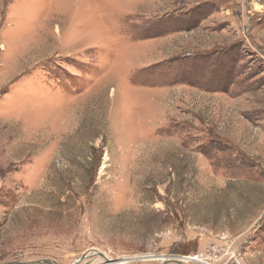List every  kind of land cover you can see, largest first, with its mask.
<instances>
[{
  "label": "rangeland",
  "instance_id": "374dc122",
  "mask_svg": "<svg viewBox=\"0 0 264 264\" xmlns=\"http://www.w3.org/2000/svg\"><path fill=\"white\" fill-rule=\"evenodd\" d=\"M132 2L0 0V264H264V0L218 1L234 45L139 65L204 13Z\"/></svg>",
  "mask_w": 264,
  "mask_h": 264
},
{
  "label": "crops",
  "instance_id": "0c3cea01",
  "mask_svg": "<svg viewBox=\"0 0 264 264\" xmlns=\"http://www.w3.org/2000/svg\"><path fill=\"white\" fill-rule=\"evenodd\" d=\"M219 0H133L132 7L139 5L140 15L170 17L174 15L178 8L187 11L194 8L197 11H203L204 13L196 24H190L189 22H181L176 26L177 22L173 23L172 29L165 33V35L159 39L151 40L147 39L144 41L134 42L130 46L134 52L130 55V60L133 64H141V62L158 61L163 58H171L178 56L180 58L188 57L192 58L194 54L199 53L204 47H209L203 50L205 56H211L215 52L222 51L228 46H232L236 43L235 40L228 42V44L218 43L222 39L219 29H221L222 21L225 22L226 17L222 11L227 9L219 4ZM143 6H142V5ZM223 9V10H221ZM136 12L133 11V13ZM229 20V19H228ZM176 21V20H175ZM218 30V33L214 31ZM196 47V48H195ZM184 48H194L196 50H186L177 54L178 50ZM137 51H139L137 53ZM195 52V53H194ZM181 55V56H180ZM187 59V58H185ZM129 60V61H130ZM144 63V64H145ZM212 99L213 110L217 112V119L215 124L220 126L221 120L226 118L227 114H230V125L234 123L233 116L238 114L242 110H246L245 105L238 107L241 103L238 101L246 100V92H227V90L214 91ZM203 98V97H202ZM241 114V113H240ZM242 115V114H241ZM194 116L198 117L194 114ZM217 125H212V133L216 137H220V133L217 132ZM197 259V258H196ZM198 260V259H197Z\"/></svg>",
  "mask_w": 264,
  "mask_h": 264
},
{
  "label": "water",
  "instance_id": "95a60500",
  "mask_svg": "<svg viewBox=\"0 0 264 264\" xmlns=\"http://www.w3.org/2000/svg\"><path fill=\"white\" fill-rule=\"evenodd\" d=\"M94 253V254H97L99 256H101L105 261L109 262L110 260L101 252V251H98L96 249H90V250H87L86 252H84L82 255H80L75 263L79 264L82 260H84V258L88 257L90 253ZM169 261H175L176 263H179V264H182L179 260L177 259H167ZM35 263H47V264H58L56 263L54 260H51V259H46V260H42V261H35ZM74 263V262H73ZM28 264H32V263H28ZM72 264V263H71Z\"/></svg>",
  "mask_w": 264,
  "mask_h": 264
},
{
  "label": "bare ground",
  "instance_id": "6f19581e",
  "mask_svg": "<svg viewBox=\"0 0 264 264\" xmlns=\"http://www.w3.org/2000/svg\"><path fill=\"white\" fill-rule=\"evenodd\" d=\"M92 253H93V252H92ZM136 258L144 259L145 257H142V256H141V257H136ZM136 258H131V259L124 258V260H126V261H119V262H117V264H126V263H127V260H132V259H136ZM146 258H149V256H146ZM152 258H155V257H151V259H152ZM180 258H181V257H178V259H180ZM194 258H195L194 256H193V257H192V256H191V257H190V256H186V257H185V256H182L181 259H186V260L189 261V260H195ZM157 259H158V258H157ZM159 259L162 260L161 262H164V261L167 260V259L164 260V258H159ZM72 264H77V263H72Z\"/></svg>",
  "mask_w": 264,
  "mask_h": 264
}]
</instances>
